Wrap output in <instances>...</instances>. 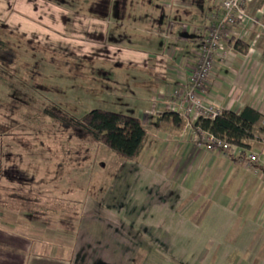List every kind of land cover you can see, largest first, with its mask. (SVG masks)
Returning a JSON list of instances; mask_svg holds the SVG:
<instances>
[{"label":"crops","instance_id":"crops-1","mask_svg":"<svg viewBox=\"0 0 264 264\" xmlns=\"http://www.w3.org/2000/svg\"><path fill=\"white\" fill-rule=\"evenodd\" d=\"M134 1L0 0L2 31L46 47L83 75L116 73L108 80L109 93L147 130L142 159L129 161L104 186V198L78 200L79 208L71 210L75 228L57 229L62 241L54 237L55 220H31L29 229L23 208L9 199L8 205H16L0 209V239L8 234L13 240H0L2 251L14 253L10 264H264V59L256 46L264 31L250 41L242 30L245 38L237 39L249 43L247 52L234 50L233 63L216 69L201 94L223 110H259L260 138L239 157L208 152L197 144L196 119L186 114L185 97L174 91L187 90L186 67L196 61L216 9L213 3L207 9L192 0H160L162 13L151 9L152 0ZM126 31L138 45L116 41ZM252 151L262 165L248 161ZM49 247L59 254L69 248L68 255L50 261L44 255Z\"/></svg>","mask_w":264,"mask_h":264},{"label":"rangeland","instance_id":"rangeland-1","mask_svg":"<svg viewBox=\"0 0 264 264\" xmlns=\"http://www.w3.org/2000/svg\"><path fill=\"white\" fill-rule=\"evenodd\" d=\"M111 1L114 6L123 5L121 0ZM152 2L154 6L152 5L151 9H158L163 13L160 0ZM192 2L206 6L207 9L213 8L212 0ZM214 8L215 19L221 17L222 6ZM260 8H264V0H244L247 16L245 27L237 26L230 46L227 44L232 54L234 50L240 51L235 47V43L239 36L244 37L240 35L242 30H248L245 36L248 34L249 40L256 37L254 32L260 29L264 31V12L259 14ZM138 21L140 23V19ZM0 31L1 38L6 43L0 52V205H3V200H7V205L0 209L1 212H6L5 208L14 209L8 205L9 199L18 203L28 201L30 210L35 203H39L38 210L34 207L36 211L26 210L27 208L22 210L20 215L25 221L23 223L30 229L31 220L37 221V224L40 223L38 220H43V225L44 221L50 223L55 220L53 234L56 240L62 241V237L59 238L62 230L57 229L75 228L74 220L77 217L76 213L72 214L73 207L78 209L79 201L82 202L86 197L104 198L107 193L104 186L113 183L129 161L133 160L125 159L101 143L77 137L72 131L66 130L46 116L43 109L53 104L76 118H81L96 108L126 114H129V111L117 105L116 94L109 93V83L112 80H108L111 76L115 77L116 73L104 69L106 73L93 70L83 75L77 64L47 52L46 47L31 46L22 38L2 31L1 27ZM139 33L145 36V33ZM262 35L259 36L256 46L262 50L264 59V32ZM131 37L130 32L126 31L122 37H116V41L131 44L134 42L138 45ZM239 41L242 43L241 47L245 46L248 50L249 43ZM141 159L142 156L138 158ZM73 233L72 230L71 235H68L70 245ZM42 235L36 237L42 239ZM48 235L51 233L45 237L48 238ZM3 239L7 242L13 240L8 234L0 240ZM24 242L28 243L26 237ZM2 249L3 246L0 245L1 262L14 263V253L9 250L4 253ZM68 249H64L65 252L59 251V254L58 251L52 252L49 247L44 255L51 258L50 261L54 258L58 260L67 257Z\"/></svg>","mask_w":264,"mask_h":264},{"label":"trees","instance_id":"trees-1","mask_svg":"<svg viewBox=\"0 0 264 264\" xmlns=\"http://www.w3.org/2000/svg\"><path fill=\"white\" fill-rule=\"evenodd\" d=\"M5 45L0 35V52ZM241 45L239 40L236 41L235 47L242 53H246L247 48ZM43 112L66 130L72 131L77 137L101 143L125 159L136 160L144 151L147 130L141 119L136 116L96 108L83 117L76 118L53 104L47 105ZM262 118L263 115L259 110L246 105L239 113L224 109L214 119L199 117L193 126L198 132H207L217 140L251 150L253 142L260 138V130H257L255 126ZM28 203V201L20 203L17 201V208L30 210ZM9 205L14 207L16 203L12 201Z\"/></svg>","mask_w":264,"mask_h":264},{"label":"built area","instance_id":"built-area-1","mask_svg":"<svg viewBox=\"0 0 264 264\" xmlns=\"http://www.w3.org/2000/svg\"><path fill=\"white\" fill-rule=\"evenodd\" d=\"M214 7L222 6L221 17L212 19L207 35L201 45L196 49V61L186 67L189 73V85L186 89L177 88L174 93L185 97L184 106L186 114L195 117L214 119L223 109L220 106L207 102L202 93L206 92L213 73L216 69L230 66L233 63V54L227 47L237 26L244 28L246 13L244 0H213ZM240 39H236L238 41ZM264 125V120L262 121ZM198 132V131H197ZM198 146H203L210 151H218L230 156L239 157L247 150L221 140L213 135L200 131L198 132ZM248 161L251 163L263 164L259 154L255 151L249 152ZM264 165V164H263Z\"/></svg>","mask_w":264,"mask_h":264}]
</instances>
